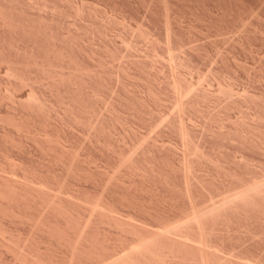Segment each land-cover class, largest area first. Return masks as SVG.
<instances>
[{"label": "rangeland", "instance_id": "obj_1", "mask_svg": "<svg viewBox=\"0 0 264 264\" xmlns=\"http://www.w3.org/2000/svg\"><path fill=\"white\" fill-rule=\"evenodd\" d=\"M40 263L264 264V0H0V264Z\"/></svg>", "mask_w": 264, "mask_h": 264}, {"label": "bare ground", "instance_id": "obj_2", "mask_svg": "<svg viewBox=\"0 0 264 264\" xmlns=\"http://www.w3.org/2000/svg\"><path fill=\"white\" fill-rule=\"evenodd\" d=\"M32 256V255H31ZM25 257V256H24ZM30 262V261H29ZM35 263V262H34ZM41 264V263H40Z\"/></svg>", "mask_w": 264, "mask_h": 264}]
</instances>
